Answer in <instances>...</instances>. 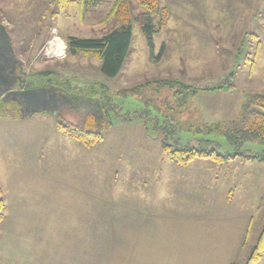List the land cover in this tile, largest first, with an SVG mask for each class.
<instances>
[{"label": "rangeland", "instance_id": "1", "mask_svg": "<svg viewBox=\"0 0 264 264\" xmlns=\"http://www.w3.org/2000/svg\"><path fill=\"white\" fill-rule=\"evenodd\" d=\"M115 2L58 10L55 0H0V24L24 71H50L80 88L103 84L122 116L144 112L142 100L127 94L138 86L177 80L198 89L182 108L164 91L154 108L181 128L179 144L204 140L233 153L222 134L192 130L237 120L245 98L264 93V0H159L167 17L152 35V52L140 23L148 18L157 27L159 16L136 0H123L119 9ZM121 8L131 24L130 51L120 73L107 78L93 55H68L66 39L102 38L119 29ZM229 84L230 91L215 89ZM12 103L0 98V117L22 118ZM152 111L161 125L163 117ZM42 114L26 116L34 123L25 135L37 141L30 145L34 151L47 154L48 172H55L52 163L58 166L57 184L47 183L52 192L58 189V205L49 202L42 212L48 228L27 264H77L85 254L90 259L83 264L246 263L264 225V163L195 159L177 166L162 151L158 132L146 131L142 122L151 123L124 122L112 113L103 140L88 149L57 131L50 112ZM64 121L80 124L71 115ZM32 129L39 133L32 137ZM241 151L264 154V145L245 143ZM4 258L0 264H7Z\"/></svg>", "mask_w": 264, "mask_h": 264}, {"label": "trees", "instance_id": "2", "mask_svg": "<svg viewBox=\"0 0 264 264\" xmlns=\"http://www.w3.org/2000/svg\"><path fill=\"white\" fill-rule=\"evenodd\" d=\"M99 0H55L58 10H66L71 7L79 6L82 10L86 7L94 6ZM123 0H116L115 9H119ZM159 0H136L138 6L145 10L148 14L159 16L158 26H154L147 18L140 23V29L146 38L150 51L153 50L152 35L162 28L166 20L167 13L164 9L158 7ZM123 23L119 29L113 30L102 38L85 39L68 37L66 39V51L68 55H76L77 53L91 54L101 61L100 72L104 77H116L126 60L130 51L131 43V24L125 20V11L121 8ZM259 43V42H258ZM257 43V44H258ZM253 66V65H251ZM234 72L230 74L232 78ZM56 87L62 90L67 98V102L54 114L56 128L58 131L66 134L73 140L80 142L86 148H92L103 140L104 130L111 125L109 114L119 116L121 121H136L137 119L151 123L142 122L145 130L157 131L160 135V143L162 151L168 154L170 161L177 166H186L195 159L210 160L217 164H225L237 158L245 160L259 161L264 163V154H248L241 151L245 143L253 142L264 145V93H254L248 95L241 108V116L237 120H233L226 124H217L206 127L201 130H192L195 133L208 134L216 132L222 134L226 142L234 148L233 153H221L218 149L210 144L212 142L198 140L197 146L190 143L181 145L178 142L176 133L181 128L176 127V123L163 117L154 108V99L161 98L164 91L172 92V98L177 107H184L186 100L192 98L198 89L192 88L177 80H158L152 83L138 86L128 91L142 100L144 112L134 115H119L118 106L113 103L109 94V90L103 84H95L85 88L77 87L69 79L56 77L53 79ZM143 87V89H142ZM218 90L230 91L233 86L215 88ZM212 89V90H215ZM149 93V97L145 96ZM166 98V97H164ZM168 103V102H167ZM13 104V109L17 111V106ZM172 109V108H171ZM149 110V111H148ZM153 110V111H152ZM163 117L161 125H158V119L151 117V113ZM18 112V111H17ZM14 115V114H13ZM65 115L73 116L80 124H71L64 121ZM19 116V115H18ZM16 117V116H14ZM193 127H189L192 129ZM154 133V132H152ZM172 140V146L167 140ZM205 142V143H204ZM204 143V145H202ZM206 144V145H205ZM3 219V203L0 197V222ZM264 254V225L257 236L256 243L251 249L245 264H257Z\"/></svg>", "mask_w": 264, "mask_h": 264}, {"label": "crops", "instance_id": "3", "mask_svg": "<svg viewBox=\"0 0 264 264\" xmlns=\"http://www.w3.org/2000/svg\"><path fill=\"white\" fill-rule=\"evenodd\" d=\"M42 113L40 117H43ZM50 113L54 116L53 112ZM31 118L0 117V197L3 203V219L0 222V260L5 255L4 261L7 264H27L33 259L31 253L33 246L36 245L43 228H48V221L42 218L44 216L42 212H47L49 202L52 207L56 203V206L58 205V202H54L58 189L52 192L47 185L48 182L57 184L55 181L58 179L57 170L54 169L58 166L52 163L50 167L55 172H48V164L44 162L47 154L31 148V144L37 143L35 139L34 143H29L25 135L26 127L34 123L28 122ZM37 132L38 129H32V137L39 133ZM50 179L52 181H49ZM58 224L57 220L56 226ZM249 253L246 254L247 257ZM87 258L90 259V256L85 254L80 260L84 262ZM82 261L77 264H83ZM257 264H264V254Z\"/></svg>", "mask_w": 264, "mask_h": 264}, {"label": "flooded vegetation", "instance_id": "4", "mask_svg": "<svg viewBox=\"0 0 264 264\" xmlns=\"http://www.w3.org/2000/svg\"><path fill=\"white\" fill-rule=\"evenodd\" d=\"M8 33V32H7ZM9 34V33H8ZM10 36V35H9ZM12 45V42H11ZM13 50V48H12ZM13 58L16 60L12 64L11 68H5L3 71L2 65L0 64V86L12 85L9 90H18V91H31V90H44L45 98L49 102L48 110L49 112H57L66 102L67 98L62 92L61 89L56 87L53 79L55 73L51 72L47 76H42L39 73H28L23 70L22 64L19 60L16 59L14 51ZM3 77H2V76ZM8 83V84H7ZM17 106V111H19V105Z\"/></svg>", "mask_w": 264, "mask_h": 264}, {"label": "water", "instance_id": "5", "mask_svg": "<svg viewBox=\"0 0 264 264\" xmlns=\"http://www.w3.org/2000/svg\"><path fill=\"white\" fill-rule=\"evenodd\" d=\"M15 61L16 60L13 58L11 38L5 27L0 24V64L2 65V70L4 71L5 68H11V65L14 64ZM50 73V71H42L39 74L47 76ZM11 87L12 85L10 84L2 88L0 86V98L2 100H11L16 105H19V111L21 113L23 112L22 116H30L48 110L49 102L45 98L44 90H9Z\"/></svg>", "mask_w": 264, "mask_h": 264}, {"label": "bare ground", "instance_id": "6", "mask_svg": "<svg viewBox=\"0 0 264 264\" xmlns=\"http://www.w3.org/2000/svg\"><path fill=\"white\" fill-rule=\"evenodd\" d=\"M62 48V47H61Z\"/></svg>", "mask_w": 264, "mask_h": 264}]
</instances>
